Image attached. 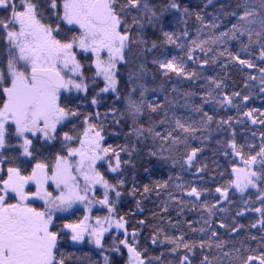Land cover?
Returning a JSON list of instances; mask_svg holds the SVG:
<instances>
[{
  "label": "snow or ice",
  "instance_id": "1",
  "mask_svg": "<svg viewBox=\"0 0 264 264\" xmlns=\"http://www.w3.org/2000/svg\"><path fill=\"white\" fill-rule=\"evenodd\" d=\"M217 11L0 0V264H84L89 254L69 249L85 243L102 264H264V110H244L255 82L264 93V0ZM230 67L257 75L229 92ZM248 121L259 145L238 143L233 125ZM216 136L213 154L230 159L209 169L202 157ZM209 171L229 178L210 188ZM162 190L159 211L135 220L136 197ZM129 198L136 211L122 212ZM246 214L256 219L239 223Z\"/></svg>",
  "mask_w": 264,
  "mask_h": 264
},
{
  "label": "trees",
  "instance_id": "2",
  "mask_svg": "<svg viewBox=\"0 0 264 264\" xmlns=\"http://www.w3.org/2000/svg\"><path fill=\"white\" fill-rule=\"evenodd\" d=\"M150 2L159 4L161 2V0H150ZM231 2H232V0H213L215 7L210 5L207 9H204L203 5L205 3H207V0H182V3L184 5L189 6L190 9H193L195 11H200L202 15L205 12H207L209 14L214 13V12L216 14H219V12L217 10L219 9L220 4H229ZM197 6H199V7H197ZM189 23L195 24V21L190 20ZM177 30H179V29H177ZM190 31L194 32L195 28L194 27L190 28ZM167 48L172 49L173 54H179V55L183 54L181 52V50L178 48H175V46L170 45V46H167ZM228 71H229L230 77H231L229 80V89H228L229 92H231L232 90H243V82H244L243 78L246 74L251 73L252 75H257V73L255 71L248 70V69H244V71L242 72L239 67H230ZM235 80H237V83H234ZM255 83H256V86L251 89L252 99L247 103V107L244 109L245 111H247V108H257V109L264 110V93H261L259 91V82L257 81ZM149 87H152V85H149ZM178 87L195 89L197 86L196 85L181 84V85H178ZM151 98L152 97L149 96V99H151ZM109 102H111V101H109ZM195 102L199 103L200 101H199V99H197ZM181 103H183V101H181ZM116 107H120V105H116ZM206 110H207V108H206ZM101 111H104V109H101ZM219 114L225 115V116L226 115L235 116L236 110L235 109H229L226 113L224 111H220ZM233 127H235L237 130L238 143H242V142H244L245 139H247V140H249V142H252V143L259 145L260 140H259L258 135L254 140H252V138H251L252 132H254V131L258 132L260 130L258 126L251 125L250 121H248L244 125L234 124ZM110 131H118V129H110ZM224 138L225 137H223V136H216L212 141L208 142L206 145L205 152H204L202 158L205 159V161L208 163L209 169L215 168V165L212 163L213 160L218 161V163L222 167H228V165L226 164V160L230 159V158H225L219 153H217L216 155L213 154V149H217L215 139H224ZM109 142L113 143V144H120V143H124L125 141L122 138H111V137H109ZM213 175H214V173L212 171H209L208 173L205 174V180L207 181L208 187L213 188V189L218 185H223L225 180H227L229 178L227 174L224 177H220V176L216 175L215 179L213 180L210 178ZM185 178L187 179L188 177L186 176ZM151 179H153V180L154 179H167V175H164L163 177H161L160 175H156V176L151 177ZM140 183H149V180H142V181H140ZM169 190H171V189H169ZM215 195L216 194L213 192V195L208 197V199L211 200L212 202H215L214 201ZM229 196L231 199L239 201L240 194L238 192H235L234 190H230ZM248 196H252V198L255 199V190L250 189L249 192L245 194V198H247ZM136 199L142 200L141 207L144 209V212L142 214H137L135 217V220H139V219L149 220V219H151V215H152L153 211H159V205H160L161 200L167 199V190H162L160 192L159 197L156 195L155 192H152L147 197L137 196ZM125 203L127 206L122 208V212H128V211L135 212L136 211V206H135L134 202L131 200V198L127 199ZM223 206L228 207L227 204H225ZM255 206L259 207V204L257 203ZM170 211H171V209H170ZM184 215L189 219H193V220L199 219V212L185 211ZM172 216H173V219L176 218L175 212L172 213ZM238 219H239V223L247 224L249 221H253L256 219V214H251V215L246 214V216L244 218H238ZM133 223H135V221H133ZM130 231H131V229H130ZM244 231H246V230L242 231V234L240 237H235V238L241 239L243 237ZM177 234H179V233H177ZM252 234L257 235L258 234L257 230L253 229ZM143 235L144 236L148 235L147 229L144 230ZM221 235L224 236L225 238H229L223 232H221ZM233 235H235V234H233ZM141 242L144 243L143 239ZM254 246L255 245L253 244V247ZM69 250L75 251L80 255H82L83 253H88L89 257H90V261L86 259L84 261V264H90V262H99V264H102L100 254L98 253L97 250L94 249L93 245L85 243L83 246L74 247V248H71ZM154 254H158V253H154ZM125 260H126V256H125Z\"/></svg>",
  "mask_w": 264,
  "mask_h": 264
},
{
  "label": "rangeland",
  "instance_id": "3",
  "mask_svg": "<svg viewBox=\"0 0 264 264\" xmlns=\"http://www.w3.org/2000/svg\"><path fill=\"white\" fill-rule=\"evenodd\" d=\"M234 83H237V80H235ZM240 166H242V165H240Z\"/></svg>",
  "mask_w": 264,
  "mask_h": 264
}]
</instances>
